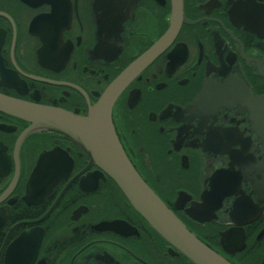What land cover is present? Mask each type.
Wrapping results in <instances>:
<instances>
[{
  "label": "flooded vegetation",
  "instance_id": "1",
  "mask_svg": "<svg viewBox=\"0 0 264 264\" xmlns=\"http://www.w3.org/2000/svg\"><path fill=\"white\" fill-rule=\"evenodd\" d=\"M176 10L177 34L119 94L114 125L193 234L232 264H264V195L246 218L224 181L249 196L264 180L232 166L247 149L264 161L248 110L264 96V0H0V96L86 117ZM30 128L0 111V264H194L79 147Z\"/></svg>",
  "mask_w": 264,
  "mask_h": 264
},
{
  "label": "water",
  "instance_id": "2",
  "mask_svg": "<svg viewBox=\"0 0 264 264\" xmlns=\"http://www.w3.org/2000/svg\"><path fill=\"white\" fill-rule=\"evenodd\" d=\"M176 11L171 28L160 44L125 72L104 93L98 104L90 108L86 117L9 100L1 96L0 111L28 122L31 125V132L53 131L68 138L87 155L91 165L98 166L115 183L134 211L149 227L192 263L232 264L193 234L144 181L128 158L113 122V106L131 77L141 67H145L157 52L177 34L180 21L179 10ZM248 110H250L255 131L264 143V96L253 99L250 104L248 101ZM247 150L244 152V157L232 158V166L243 167L246 178L252 177L254 168L264 173V161L257 163L250 159L247 157ZM226 174L228 179L224 180L227 181L225 190L228 191L230 197L241 199L239 204L244 209L240 211V215L247 218L248 214L255 209L251 200L253 193L264 195V180L262 179L258 190L255 187L252 188V193L247 196L248 194L240 189L242 179L239 178L236 181L237 176ZM231 180L235 182L232 183Z\"/></svg>",
  "mask_w": 264,
  "mask_h": 264
},
{
  "label": "bare ground",
  "instance_id": "3",
  "mask_svg": "<svg viewBox=\"0 0 264 264\" xmlns=\"http://www.w3.org/2000/svg\"><path fill=\"white\" fill-rule=\"evenodd\" d=\"M117 100V99H116ZM161 200V199H160ZM162 201V200H161ZM163 202V201H162ZM164 203V202H163ZM183 255V254H182Z\"/></svg>",
  "mask_w": 264,
  "mask_h": 264
}]
</instances>
